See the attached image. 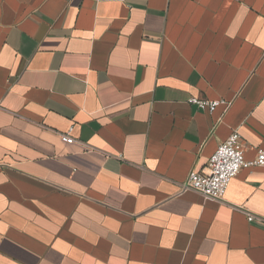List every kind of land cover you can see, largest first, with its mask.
<instances>
[{"label":"crops","instance_id":"1","mask_svg":"<svg viewBox=\"0 0 264 264\" xmlns=\"http://www.w3.org/2000/svg\"><path fill=\"white\" fill-rule=\"evenodd\" d=\"M233 132L264 153V0H0V264H264V165L181 188Z\"/></svg>","mask_w":264,"mask_h":264},{"label":"built area","instance_id":"2","mask_svg":"<svg viewBox=\"0 0 264 264\" xmlns=\"http://www.w3.org/2000/svg\"><path fill=\"white\" fill-rule=\"evenodd\" d=\"M188 103L196 106L200 111L212 114L221 102L190 98ZM72 129L71 127L66 134L60 135L61 141L67 144L74 142L70 136ZM243 152L242 138L238 132H233L217 147L202 172L196 170L189 172L181 184L182 190L195 192L207 200L223 199L230 182L236 178L242 169L264 165V153L262 151H257V157L252 162L244 160ZM246 220L248 223H256L264 228V218L247 214Z\"/></svg>","mask_w":264,"mask_h":264}]
</instances>
